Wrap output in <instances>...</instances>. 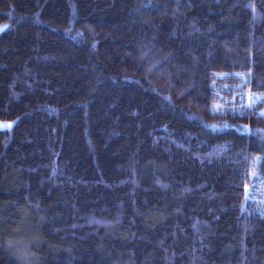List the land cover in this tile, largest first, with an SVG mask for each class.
<instances>
[{"label":"trees","instance_id":"1","mask_svg":"<svg viewBox=\"0 0 264 264\" xmlns=\"http://www.w3.org/2000/svg\"><path fill=\"white\" fill-rule=\"evenodd\" d=\"M2 26L0 264H264V0H0Z\"/></svg>","mask_w":264,"mask_h":264},{"label":"rangeland","instance_id":"2","mask_svg":"<svg viewBox=\"0 0 264 264\" xmlns=\"http://www.w3.org/2000/svg\"><path fill=\"white\" fill-rule=\"evenodd\" d=\"M7 26L0 27V35L1 33L6 29ZM260 97L256 96H249V102L255 103L257 100H259ZM14 123L12 122H2L0 121V130H9L13 128Z\"/></svg>","mask_w":264,"mask_h":264}]
</instances>
